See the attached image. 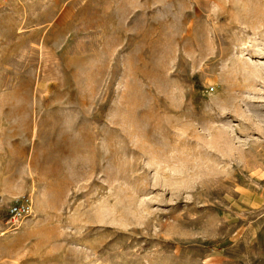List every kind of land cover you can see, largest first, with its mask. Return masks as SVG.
Instances as JSON below:
<instances>
[{
	"label": "rangeland",
	"instance_id": "374dc122",
	"mask_svg": "<svg viewBox=\"0 0 264 264\" xmlns=\"http://www.w3.org/2000/svg\"><path fill=\"white\" fill-rule=\"evenodd\" d=\"M0 264H264V0H0Z\"/></svg>",
	"mask_w": 264,
	"mask_h": 264
},
{
	"label": "built area",
	"instance_id": "2783aa9c",
	"mask_svg": "<svg viewBox=\"0 0 264 264\" xmlns=\"http://www.w3.org/2000/svg\"><path fill=\"white\" fill-rule=\"evenodd\" d=\"M33 207L32 198L22 195L12 201L7 208L6 223L12 229H17L20 224L31 214Z\"/></svg>",
	"mask_w": 264,
	"mask_h": 264
},
{
	"label": "bare ground",
	"instance_id": "6f19581e",
	"mask_svg": "<svg viewBox=\"0 0 264 264\" xmlns=\"http://www.w3.org/2000/svg\"><path fill=\"white\" fill-rule=\"evenodd\" d=\"M246 169V168H245ZM159 173V172H158ZM210 192V191H209ZM211 193V192H210ZM212 194V193H211ZM218 194H219V192H218ZM207 195V194H206ZM212 197V196H211ZM208 200V199H207Z\"/></svg>",
	"mask_w": 264,
	"mask_h": 264
}]
</instances>
